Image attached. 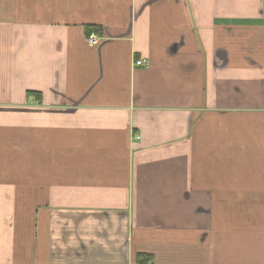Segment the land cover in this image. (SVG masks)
Listing matches in <instances>:
<instances>
[{"label": "crops", "instance_id": "obj_1", "mask_svg": "<svg viewBox=\"0 0 264 264\" xmlns=\"http://www.w3.org/2000/svg\"><path fill=\"white\" fill-rule=\"evenodd\" d=\"M0 264H264V0H0Z\"/></svg>", "mask_w": 264, "mask_h": 264}, {"label": "built area", "instance_id": "obj_2", "mask_svg": "<svg viewBox=\"0 0 264 264\" xmlns=\"http://www.w3.org/2000/svg\"><path fill=\"white\" fill-rule=\"evenodd\" d=\"M87 41H88L90 44L94 45V44L97 42V37H96V35H95V34H90V35L88 36V38H87ZM143 63H144L143 60H138V61H136V64H137V65H141V64H143Z\"/></svg>", "mask_w": 264, "mask_h": 264}, {"label": "trees", "instance_id": "obj_3", "mask_svg": "<svg viewBox=\"0 0 264 264\" xmlns=\"http://www.w3.org/2000/svg\"><path fill=\"white\" fill-rule=\"evenodd\" d=\"M28 94H35L36 96L39 95V94H36L34 91H30V93Z\"/></svg>", "mask_w": 264, "mask_h": 264}]
</instances>
